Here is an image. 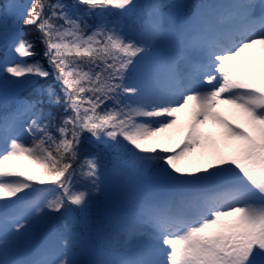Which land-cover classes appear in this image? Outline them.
Instances as JSON below:
<instances>
[{"label": "snow or ice", "instance_id": "snow-or-ice-1", "mask_svg": "<svg viewBox=\"0 0 264 264\" xmlns=\"http://www.w3.org/2000/svg\"><path fill=\"white\" fill-rule=\"evenodd\" d=\"M10 7L0 86L16 107L0 122V264H264V0L187 12L165 0ZM204 7L223 13L205 19ZM26 90L36 96L21 99ZM105 175L181 195L113 202ZM78 225L103 232L110 251L81 259ZM36 228H48L39 244Z\"/></svg>", "mask_w": 264, "mask_h": 264}, {"label": "trees", "instance_id": "trees-1", "mask_svg": "<svg viewBox=\"0 0 264 264\" xmlns=\"http://www.w3.org/2000/svg\"><path fill=\"white\" fill-rule=\"evenodd\" d=\"M6 0H0V19L4 18V15L2 14V6L4 4ZM26 1V0H24ZM143 2L146 0H142ZM141 0H135V3L137 5H142L144 4ZM67 3H73L74 0H66ZM81 11H83V8L81 7ZM111 16L113 18H117L120 17V13L118 11H112L111 12ZM122 19H124L126 22H131L134 19H136L135 15L132 16H128V17H120ZM91 22V21H90ZM25 32L27 33V38L29 35V39L33 40V42L35 43L36 46V52L38 53V56L35 57L36 59H41L43 60V45L40 43L39 40V36L40 33L37 31L35 25L31 26L30 28H26ZM1 41L0 43H2V38H0ZM45 67H47V63L45 61ZM48 84H55L54 80L52 78H49L46 81H41V85H48ZM57 87V91H59V86L56 85ZM8 91L4 89V87H0V113L4 110L5 108V98L7 97ZM26 96L27 95H31V98H34L36 96V93L34 90H26L25 91ZM11 96V95H10ZM54 113L56 114L57 118H59L61 115H63V107L60 106L58 108L53 109ZM97 149L95 148H90V151H96ZM101 157L102 160L107 161V156L104 153H101ZM113 176L114 175H105L103 178V186L106 192V196L110 201L113 202H117V203H122V199L120 197V194L124 191V188H128L127 186H122L120 187V180H115L113 181ZM135 180L137 177L132 176ZM141 179V178H140ZM143 181H145L147 184L150 183V186H152V188L148 187L147 191L143 194V196H152L153 193H156V197H159V193H161V197L166 196L163 192L157 188L156 185H154L151 181L146 180V179H141ZM116 186H118V193L115 196V198H112L109 193L111 191V187L116 188ZM35 187L37 189H40L44 192H46L48 195L52 194L54 195L56 191H58V189L56 188V186L54 185H35ZM129 192L131 194V189H129ZM178 194L181 195L180 192H176ZM172 194V193H171ZM170 194V195H171ZM142 195H137L136 198L134 199V201H136V199L138 197H140ZM155 197V196H152ZM95 202L93 203L92 209L90 210V218H94V211H95ZM39 230H43V228H38ZM27 237V236H26ZM29 238V237H28ZM72 239L76 242L75 246H76V251L79 253L80 258L81 259H89V258H97V256L99 255V251H103V252H107L110 251L107 241H106V237L105 234L103 232H98V231H92V232H88L85 230V228L82 225H78L75 229L74 232L72 234ZM24 240L21 241L20 245H22L24 243ZM100 258H105L103 256H100Z\"/></svg>", "mask_w": 264, "mask_h": 264}, {"label": "rangeland", "instance_id": "rangeland-1", "mask_svg": "<svg viewBox=\"0 0 264 264\" xmlns=\"http://www.w3.org/2000/svg\"><path fill=\"white\" fill-rule=\"evenodd\" d=\"M183 1L184 0H165V2H170V3H177V2H179V3H183ZM27 2V0L26 1H21V0H15V1H9L8 3H7V5L9 6V16L7 17V20H8V22H9V24L11 23V20H12V15H11V4L12 3H26ZM236 2H239V0H236ZM253 2H256V3H259V0H253ZM4 7V6H3ZM209 9V8H208ZM207 9V10H208ZM166 11V13L167 14H169V16H170V18H171V20L174 22L175 21V13L172 11V10H169V9H166L165 10ZM205 14H203L204 15V18L205 19H207L208 17H210V16H213V14H211V12L208 10V11H206V12H204ZM30 28V27H29ZM28 39H29V35H28ZM0 41H1V39H0ZM10 89H11V87H9ZM12 90V89H11ZM166 196H168L167 194H165ZM32 224H34V221H31L30 222V224H29V228L30 227H32ZM10 239H11V237H10ZM16 243V241H14V244Z\"/></svg>", "mask_w": 264, "mask_h": 264}]
</instances>
